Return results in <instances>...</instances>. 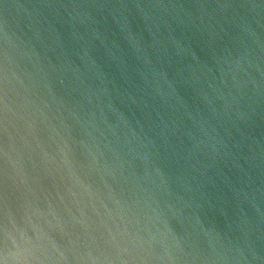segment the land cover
I'll use <instances>...</instances> for the list:
<instances>
[{
    "label": "water",
    "instance_id": "95a60500",
    "mask_svg": "<svg viewBox=\"0 0 264 264\" xmlns=\"http://www.w3.org/2000/svg\"><path fill=\"white\" fill-rule=\"evenodd\" d=\"M0 264H264V0H0Z\"/></svg>",
    "mask_w": 264,
    "mask_h": 264
}]
</instances>
